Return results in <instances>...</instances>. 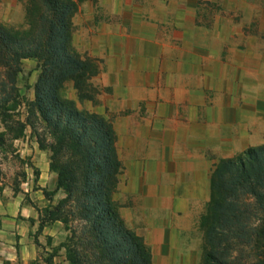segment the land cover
Returning a JSON list of instances; mask_svg holds the SVG:
<instances>
[{
    "label": "crops",
    "instance_id": "obj_1",
    "mask_svg": "<svg viewBox=\"0 0 264 264\" xmlns=\"http://www.w3.org/2000/svg\"><path fill=\"white\" fill-rule=\"evenodd\" d=\"M85 19L83 107L113 127L119 214L151 264H202L215 167L264 144V3L102 0Z\"/></svg>",
    "mask_w": 264,
    "mask_h": 264
},
{
    "label": "trees",
    "instance_id": "obj_2",
    "mask_svg": "<svg viewBox=\"0 0 264 264\" xmlns=\"http://www.w3.org/2000/svg\"><path fill=\"white\" fill-rule=\"evenodd\" d=\"M32 1L36 12L26 32L0 25V150L11 148L29 128L39 148L50 151L55 187L41 191L49 201L57 192L63 197L39 214L37 232L62 223L68 237L61 247L69 264H151L149 248L125 226L113 200L122 165L110 121L62 93L72 82L79 100L93 99L88 81L94 67L71 45L75 2ZM23 60L35 61L39 69L31 102L17 88ZM202 264H264V144L215 167Z\"/></svg>",
    "mask_w": 264,
    "mask_h": 264
},
{
    "label": "rangeland",
    "instance_id": "obj_3",
    "mask_svg": "<svg viewBox=\"0 0 264 264\" xmlns=\"http://www.w3.org/2000/svg\"><path fill=\"white\" fill-rule=\"evenodd\" d=\"M73 1L76 10L71 18V45L82 59L91 63L79 53L83 50L80 42L84 35V30L79 26H99L100 22L92 24L85 18L90 11H97L102 0ZM34 12L36 5L32 0H0V25L17 33L26 32ZM91 64L95 71V65ZM38 75L35 61H22L17 88L24 102L33 100ZM62 93L64 97L74 100L78 108L84 109L87 100L77 98L72 82L64 85ZM25 111L24 106L19 108L20 118L24 119ZM38 132H43L42 127L38 128ZM44 136L47 145L51 140L46 133ZM40 154L44 156L42 161L48 163L49 170L50 151L39 148L29 128L23 137L12 143L11 148L0 150V264H69L65 249L61 247L68 237L65 226L56 222L46 226L41 233L37 232L39 214L63 197L61 192H57L49 201L43 195L41 189L48 192L54 190L55 184L50 174H55L49 171L50 174L40 176Z\"/></svg>",
    "mask_w": 264,
    "mask_h": 264
}]
</instances>
